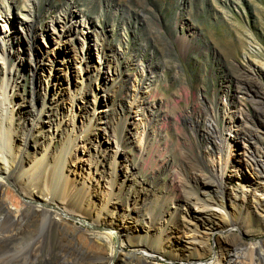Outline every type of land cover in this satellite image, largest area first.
<instances>
[{
	"label": "rangeland",
	"instance_id": "rangeland-1",
	"mask_svg": "<svg viewBox=\"0 0 264 264\" xmlns=\"http://www.w3.org/2000/svg\"><path fill=\"white\" fill-rule=\"evenodd\" d=\"M9 1L11 7L7 11L4 0H0V31L5 28L4 14L8 12L10 17L19 16L21 21L26 20L32 27V32L28 33L25 23L14 22V27L21 31L22 51L15 70L18 76L15 77L18 80L14 89L15 99L20 100L16 108L20 105L23 112L34 114L40 107L44 78L48 74L43 65L48 64V61H40L41 51L46 49L45 45L57 42L54 46L56 53L50 59L55 79L63 82L72 74V81L71 84L65 81L64 86L61 85L59 91L62 98L57 95L54 101L48 103L50 95L46 94L44 100L50 105V112L56 113L58 117L64 115L71 104L73 109H80L74 120V131L82 136L80 141L84 138L96 141L99 139L96 133L102 135L100 128L103 126L112 135H109V141L101 139L99 151L92 157V161L96 159L98 163V174L102 177L100 182L103 186L112 169L110 163L114 143L118 145L117 161L113 168L115 180L107 205L108 210L116 211L114 221L119 224L118 229L115 228L117 231L127 228L129 219L122 218V214L128 212V203L129 206L136 203L133 207L137 209L135 213H139L137 218L148 219L150 216L153 222H166L168 213L176 203L180 204L179 209L187 202L191 204L189 207L193 213H200L191 203L195 198L211 197L208 201L213 205L210 207L215 208L209 209L211 213L204 211L202 218L206 223L210 222L208 218L214 219L213 212L218 211L214 202L220 200L226 208L229 207L234 193L238 196L240 192L231 184L224 185L223 189L215 186L219 172L213 162L221 151L224 153L226 150L222 141L229 134L226 128L232 127V132L239 129L242 138L236 140L239 151L250 147L249 156H243L247 159V165L253 163L252 157L264 154V0ZM24 14L30 15V21ZM40 27L41 30L43 27L47 30L43 35ZM60 31L68 35L63 36L58 43ZM1 38L2 32L0 47ZM17 46L13 45L12 51L18 50ZM68 49L70 57L80 55V67L84 75L81 89L75 84L77 79H73V70L77 66L69 62L67 72L65 70L67 57H64L63 52ZM99 49L104 62L97 78L94 61ZM56 74H60L58 78ZM95 77L100 80L95 94L98 98L96 116L92 120L96 124H91L84 132L89 116L93 113ZM111 83L113 85L109 87ZM63 120L57 137L65 132V128H71V111L65 113ZM53 122L50 123L51 127ZM142 130L144 141H141L139 149L137 141ZM54 142L51 157L56 161L59 158V139L56 138ZM32 144L28 146L30 150ZM89 148L92 155L95 150L91 146ZM77 151H80V146ZM80 163L85 165L86 160L82 159ZM232 165L244 172L248 180L249 170L255 172L260 168L258 165L247 167L243 160ZM128 166L131 167L129 171L126 168ZM19 168L16 167L12 173V179H20L25 187L29 179L26 174H20ZM125 174L126 179L120 185ZM36 177L31 175L33 181H38ZM225 178L223 176V184ZM46 182L49 195L50 192L56 195L46 206L56 210L67 207L64 205L69 197L65 201L61 200L53 179L47 178ZM81 193L73 192L75 195L70 198V206L82 212L75 216L102 228L95 229L75 219L70 220L81 226L85 233L104 231L105 224L96 223L91 215L96 213V205L92 209L85 206ZM92 194L97 203V193L92 191ZM99 204L100 201L97 206ZM250 206L244 222L241 216L238 218L233 214L230 217L241 227L238 235L240 240L233 239V236L221 237L226 232L219 235L212 231L208 238L211 249L194 258L195 263L183 258L182 246L178 251L174 250L178 252V257L157 251L154 247L157 229L153 231V227L147 239L148 247L140 248L138 254L146 256L150 264H208L218 254H221L224 262L227 253H232L235 247L239 253L234 254L237 260L253 255L251 259L255 261L260 248L264 255V208L255 211ZM102 212V216L105 213L110 215L108 211ZM179 214L176 211L168 219L163 238L165 234L180 228ZM24 219L17 230L18 239H0V264H109L105 254L86 250L88 248L77 238L81 231L77 234L60 232L57 227L48 225L50 221L42 222L32 212L25 215ZM7 222L0 224L3 233L15 228L10 221ZM154 227L157 228V225L154 224ZM235 232L239 233L238 230ZM120 240L118 249L127 251L128 247L121 245ZM133 242L130 241L132 245ZM111 244L114 247L113 237ZM124 264H134V261L128 260Z\"/></svg>",
	"mask_w": 264,
	"mask_h": 264
},
{
	"label": "bare ground",
	"instance_id": "bare-ground-1",
	"mask_svg": "<svg viewBox=\"0 0 264 264\" xmlns=\"http://www.w3.org/2000/svg\"><path fill=\"white\" fill-rule=\"evenodd\" d=\"M4 2L6 4V5L4 4L6 10L10 11V7H11L10 1L4 0ZM8 14L6 15L4 14V16L6 17L5 18L6 25L3 31H0L2 32V38H1L2 45L0 47V60L2 61L0 66V224L10 221L11 225L15 226V228L12 227L8 230H5L6 233L5 232L4 233L6 235H4V233L0 231V239L3 240L18 239L19 237H17L18 235L17 230L21 225L20 221L22 219L25 220L26 218L24 219V216L28 215V213L31 212L34 214V216L38 218V220H41L42 222L48 223L50 221L49 222L50 224L48 225L57 227V229L60 232L68 233L71 231V232H76V234L79 231L84 232L81 226H78L76 223L70 220V219L77 220L78 217L75 216V214L82 213L81 209L79 208L73 209L72 208L73 206H70L72 205L71 203L72 200L70 198L73 195H75L73 194V192H79V193L82 192L81 194H83L82 196L83 201L82 200L81 201L83 203L84 202L86 203L85 206L92 209L96 205L95 207L96 213L94 214L91 213V215L93 216L92 218L94 219V221H96V223L103 222L105 224V227H104V231L102 232L101 231L90 232V233L84 232V234L79 232L80 235L78 234L79 236L77 235V238L79 237L80 242L86 248H88L86 250H91L93 252L95 251L101 255L105 254L104 256L108 260L109 264H114L115 262H117V264H124L126 261L128 263V260L129 261L133 260L134 264H150L146 256L144 255L140 256L138 254V250L140 248L148 247L149 244L147 242V239L151 236V231H150L151 227H153V231L157 229V235L155 237L156 243L154 246L155 248H157V251L159 252L162 251V253H166L168 255L178 257L179 255L178 252H174V250L178 251V248L182 246L183 258L190 259L191 261H193V263L196 262L195 260H193L194 258L203 254L204 251L206 252L207 250L209 251V249H211V245L208 244V238L212 231L217 232L219 235H222L226 232L227 234L222 235L221 237L226 238L227 236H233V239L240 240L238 235L241 232L240 230L241 227L240 225L234 223L232 218L230 219V217L233 216V214L237 215L238 218L239 216H241L240 218H242L241 220L244 222L248 215L247 210L249 208V205H251L250 207H252L253 210L255 211H257L260 207L264 208L263 207L264 206V154L262 153L256 157L255 156L252 157L253 163L252 164L249 163V165L253 167L258 165L260 168H258V170L255 172L253 171L251 172L249 170L250 179L248 180V178L244 176V172H242L240 169H238V167L232 164H236L237 162L241 163V160H243L246 166L247 159L243 158V156L248 157L249 152H251L250 151L251 149L249 146H247V148L241 149L239 151V147L236 143L237 142L236 140L242 138L239 133V129H237L235 132H232L231 129L232 127L226 128V131H228L229 134L222 139L226 147L225 152L223 153L220 150L221 156L220 155L217 156V159L213 161L215 168L219 172V175L216 174L219 177L215 183V186L220 187V189H223L222 187H224V185L231 184L233 188H238L239 190L238 192H240L238 196L236 195L237 193L236 194L234 193V199L230 200L229 202L230 205L228 208H226L224 206L225 204L223 202L221 203L220 200L214 202L216 203L214 206L217 207L216 210L218 211L213 212L215 218L214 219L208 218L210 222L206 223V221L203 220L204 218H202V215L204 211L210 212L209 210L211 208L210 206L213 205V204L211 205V203L208 201L211 199L210 196L208 199L195 198L193 202H191L193 203L192 204L193 207H195L197 211H200V213L197 212L193 213L190 209L191 207H189V205L191 204H188L187 202H185L182 205V207H180L179 209L178 206L180 204L176 203L173 206V209H171V211L168 213L166 222L168 221V219L170 220L174 212L179 211L180 213L179 218L181 224V225L179 224L180 228L173 230V232H169V234L168 233L165 234V238H163L162 233L165 232V230L167 229L166 222H162V221L153 222L150 216H148V219L146 218L143 219V217L137 218L139 213L138 214L135 213L137 209L133 207V205H136V203L135 202L132 203L133 204V205L131 204L132 206H129L128 203L127 205L128 212L122 214V218L124 217L129 219L127 228L124 230L120 229L117 231L116 229H118L117 227H119L118 226L119 224L114 221V215L116 211L114 209L108 210L107 205L110 202L109 199L111 196L110 194L112 192L111 189L114 185V180H115L113 168L116 165V161H117L116 155L118 151L117 150L118 145H115L114 143V148L112 151V158H111L112 162L110 163L112 165V169L109 171L108 173L109 175H107L106 178L107 181L104 182L108 186V188H105L106 185L103 186L102 183L100 182V178L102 177L101 175L98 174V169H99L98 163L96 162V159L95 161H92V157L95 152L96 154L98 153L99 151L98 145L102 138H104L105 141L110 140L109 135L111 134L107 131V128L104 126L100 128L101 132L103 133L102 135H100L101 133L98 134L97 132L96 134L97 137H99V139H97L94 142L93 139L91 138H84L80 141V137L82 136L74 131V120L76 116L79 114L80 109L79 111L77 109H73V104H71V106H69V110L67 109V111H64V115L66 112L71 111V116L73 118L71 128L69 129L65 128L64 129L65 132L61 136L57 137V133L59 132V129H61V125L64 122L63 120L64 115L62 114V116L60 115V117H58L56 113L52 114L49 110L50 105L46 104L44 97L46 94L50 95L47 101L49 103L51 102V100L54 101L55 100L54 98L58 97L57 95H60V97L63 96L59 91L61 85L64 86L65 81H67L66 82L67 84H71L72 81L71 79L72 74L69 76V78L65 77L68 80L64 79L62 80L63 82H60V79H55V74H54L55 72L53 70L54 69L53 64H51L50 59L52 58V54L56 53V50H54V46L57 45V42H55L53 45L52 44L45 45L46 49L41 51L40 61L41 60L48 61V64L46 63L43 64L47 68L48 74L44 78L43 99L40 103V107L36 110L34 114L29 113L30 111H28L27 113L23 112L22 111L23 108L20 107V105L16 108V104L20 100L15 99L16 92H14L15 91L14 89L18 81L16 80L17 78H15L18 77L17 75H15V70H17L16 65L18 64L17 58H19L22 55L21 53L22 51L20 52L21 31L16 27H14V22H18V24L25 23V30H29L28 33L32 32V27L29 24V22H27L26 20L21 21V18L19 16L10 17V15ZM24 15L27 17V20L30 18V15H26V14ZM39 30L42 31L41 34L43 35L46 28L43 27L41 30L40 27ZM66 35H68V33L60 31L57 36L58 43L62 41L63 36ZM15 44L18 45L17 46L18 50L14 52L12 51L13 49L12 47ZM64 47L65 46H63L62 49H64ZM68 51L69 49L66 52H63L64 57H67V60L65 62L66 64L65 70L67 72V68L69 67L68 66L69 62L77 66V68L75 67V69L73 70L74 72L73 79H77L75 84L76 86L79 85V89H81L84 75H83L82 67H80L81 66L80 65L81 60L79 59L80 55L79 57L78 56L75 57L74 55L70 57ZM98 51L99 54H97L96 60L94 61L96 77L99 76V74L101 73L104 62L103 59L104 57L101 52V49H99ZM14 54L15 56H12ZM59 75L60 74H58L57 76L56 74V78H58ZM96 77L93 79L95 80V86H94L95 91L93 90L92 92L93 93L92 98L94 100L93 109H92L93 113L91 114V116H89V119L87 121L88 126L84 128L83 130L84 132L88 130V128H90L91 124L92 125L96 124V123L94 124L92 123L93 118L96 116L95 107L98 99L97 96L95 95L97 93L96 88L99 86L100 83V80H98L97 79L98 77L97 78ZM79 81L80 83H78ZM112 85L113 84L111 83L109 87H111ZM223 102H225L224 96H223ZM24 113H25V117L28 116L27 118L24 117ZM44 117H46L45 120ZM97 118L101 119V117H97ZM53 120L55 122H53ZM51 122H53L52 123L53 127L50 126ZM96 128H98L97 125ZM136 130L134 131V133H136ZM142 132L143 130L141 131L140 134L141 136L139 138V141H137L139 143V147H138L139 149H140L141 141L142 140L144 141V135ZM56 138L57 140L59 139V143H60V144L58 143L59 145V148L57 150L58 152L56 151L57 153H59L58 154L59 158L56 161H54L55 158L51 157V149L52 147H54L53 145L55 144L54 141ZM90 139L92 141H90ZM31 142L33 143L32 144L33 147L30 150L29 149L30 147L28 148V146H30ZM262 145L264 146V143ZM79 146H80V151H77ZM89 146L93 147V149L95 150L92 152V155ZM229 146L230 148L228 149ZM82 159L86 160L85 165L83 163H80ZM249 165H247V167ZM19 166L21 167L19 168L20 174L21 173L26 174V177H28L29 179V183H25L26 185L25 187L22 186L21 182L19 181L20 179L18 180L14 178L12 179V173L15 171L16 167L18 168ZM126 168L127 171H129L131 167L128 166ZM31 175H36L38 181H33ZM223 176H226L225 178L226 180L224 184L222 183ZM47 178L53 179L55 187H57L59 190L57 196L61 200L65 201L69 197V200L66 201L67 203L64 205L67 207L65 208L63 207L64 209L56 210V209H50L46 206L47 202L49 200L51 201L56 196L51 192L49 195V190L46 188ZM125 179H126V174L124 175V178L121 180L120 185L124 183ZM92 191L97 193L98 196L97 200L98 202L100 201V204L98 206H97L98 202L97 203L94 202ZM26 196L28 198H26ZM236 196L238 198H236ZM246 202L249 204H246ZM102 211H108L107 213H109L110 215H107L105 213L102 216L103 213ZM154 224L157 225V228L154 227ZM95 227H97L98 229L102 228L96 225ZM110 228H114V229L116 228L115 230L117 232L118 240L121 239L120 240L121 245L124 244L126 247H128L127 251L118 249V247L116 249L115 247H112L111 244L112 234L109 231ZM236 230H238L239 233H236L235 232ZM118 233H120V235ZM131 240L134 241L133 245L130 243ZM166 248L167 250H163ZM259 250L262 251L261 248ZM261 251L258 253L255 261L254 259H251L253 255L251 257L245 256L246 258L242 257L244 259L240 258V260H237V257L234 254L238 253V251L237 248L234 247V251L232 253L231 252L227 253V258L225 259L224 262L223 260H221V254H218V257L210 261L208 264H264V255L262 254ZM249 254L250 252L248 253V255ZM101 255L99 257H101Z\"/></svg>",
	"mask_w": 264,
	"mask_h": 264
},
{
	"label": "water",
	"instance_id": "water-1",
	"mask_svg": "<svg viewBox=\"0 0 264 264\" xmlns=\"http://www.w3.org/2000/svg\"><path fill=\"white\" fill-rule=\"evenodd\" d=\"M77 221L81 224H84L85 226H88V227H91V228H95V229H98L97 227H95V224H93L91 221H87L85 220L84 218H77ZM109 231L111 232L112 234V237L114 239V247L115 249L117 248L118 246V237H117V232L114 228H110Z\"/></svg>",
	"mask_w": 264,
	"mask_h": 264
}]
</instances>
